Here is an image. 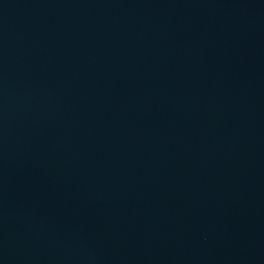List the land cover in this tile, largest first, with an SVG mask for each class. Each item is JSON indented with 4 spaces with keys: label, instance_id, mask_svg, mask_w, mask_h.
<instances>
[{
    "label": "water",
    "instance_id": "1",
    "mask_svg": "<svg viewBox=\"0 0 264 264\" xmlns=\"http://www.w3.org/2000/svg\"><path fill=\"white\" fill-rule=\"evenodd\" d=\"M0 264H264V0H0Z\"/></svg>",
    "mask_w": 264,
    "mask_h": 264
}]
</instances>
